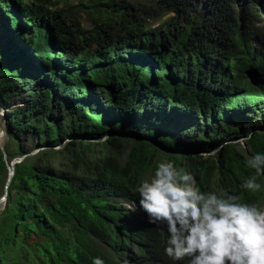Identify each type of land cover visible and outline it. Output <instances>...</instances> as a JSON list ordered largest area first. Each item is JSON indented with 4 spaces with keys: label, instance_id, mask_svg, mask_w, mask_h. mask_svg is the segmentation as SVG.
<instances>
[{
    "label": "trees",
    "instance_id": "1",
    "mask_svg": "<svg viewBox=\"0 0 264 264\" xmlns=\"http://www.w3.org/2000/svg\"><path fill=\"white\" fill-rule=\"evenodd\" d=\"M73 2L0 0L6 150L29 154L0 212V264L157 262L163 231L124 203L165 159L262 209L264 188L241 184L264 153V0ZM252 114L261 127L238 132ZM7 181L0 149V196Z\"/></svg>",
    "mask_w": 264,
    "mask_h": 264
},
{
    "label": "clouds",
    "instance_id": "2",
    "mask_svg": "<svg viewBox=\"0 0 264 264\" xmlns=\"http://www.w3.org/2000/svg\"><path fill=\"white\" fill-rule=\"evenodd\" d=\"M247 166L256 171L243 181L245 190L260 191L264 184V153L250 156ZM135 192L139 205L125 202L132 211L147 215L148 222L163 231L162 252L143 264H264V206L241 202L226 187L204 191L187 170L171 160H161L150 178L141 179ZM136 249L132 252V255ZM136 261L131 258L129 264ZM92 264H105L92 258Z\"/></svg>",
    "mask_w": 264,
    "mask_h": 264
},
{
    "label": "rangeland",
    "instance_id": "3",
    "mask_svg": "<svg viewBox=\"0 0 264 264\" xmlns=\"http://www.w3.org/2000/svg\"><path fill=\"white\" fill-rule=\"evenodd\" d=\"M79 3V0H74V2L72 3L74 6L77 5ZM237 5L239 4V0H236ZM62 6V5H59ZM70 6V5H69ZM72 9V8H71ZM79 14V13H78ZM80 15L82 17V20L84 22V25L86 27H90L92 22L90 20V15L87 12L84 11H80ZM173 15V13H168L165 16H163L161 19H151L150 20V25L152 27H156L158 25H160V23H162L166 18H168L169 16ZM2 38V35H0V39ZM257 43V42H256ZM24 98L22 96H19L17 98V102L19 104H24ZM7 111V108H0V125H5V113ZM250 121H252L251 123H249L248 125H243L241 123H237L236 125L239 127L237 128L238 132H242L243 130H248L250 133L252 130L258 129L259 127H261L262 124V115L261 114H252V117L250 119ZM262 121V122H261ZM247 139V137L245 136H240L238 137V139L236 140V142L240 143V146L243 148V150L246 148V144H245V140ZM37 142V136H31L30 137V141H29V146H33L35 143ZM204 142V141H203ZM132 144V143H131ZM131 144H128V148L127 151H129L128 149H130ZM40 151L41 149L37 148L35 149L33 152L35 151ZM32 152V154H33ZM37 153V152H36ZM217 153V149H215L213 152H206V151H201L200 154H204V155H211V154H216ZM9 172V171H8ZM152 174L149 172L147 174V178H150ZM5 191V190H4ZM264 210V209H263ZM129 264V263H126Z\"/></svg>",
    "mask_w": 264,
    "mask_h": 264
},
{
    "label": "water",
    "instance_id": "4",
    "mask_svg": "<svg viewBox=\"0 0 264 264\" xmlns=\"http://www.w3.org/2000/svg\"><path fill=\"white\" fill-rule=\"evenodd\" d=\"M0 128H1V131H0V149L2 150V152L4 154V159H5V161H6L7 165H8V171H9L8 172V181H7L6 186H5V191L0 196V212H1L2 209L5 207L7 199H8V196H9L10 184H11L12 178H13V176L15 174V165L17 163L22 162L29 154H25V155H23L21 157L14 158L13 161L10 163L9 159H8V153H7V150H6V142H7V139H8V133H7V130H6L4 125H0ZM44 148H39V149H44ZM38 151L33 152V154H35Z\"/></svg>",
    "mask_w": 264,
    "mask_h": 264
},
{
    "label": "bare ground",
    "instance_id": "5",
    "mask_svg": "<svg viewBox=\"0 0 264 264\" xmlns=\"http://www.w3.org/2000/svg\"><path fill=\"white\" fill-rule=\"evenodd\" d=\"M0 131H1V128H0Z\"/></svg>",
    "mask_w": 264,
    "mask_h": 264
}]
</instances>
